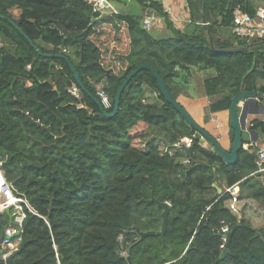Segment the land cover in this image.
Segmentation results:
<instances>
[{
	"label": "trees",
	"instance_id": "obj_1",
	"mask_svg": "<svg viewBox=\"0 0 264 264\" xmlns=\"http://www.w3.org/2000/svg\"><path fill=\"white\" fill-rule=\"evenodd\" d=\"M136 1L163 14L158 1ZM186 1L191 23L179 30L166 18L171 35L157 37L140 15L107 14L94 23L101 14L85 0H0V160L35 211L27 213L24 248L12 264H264V229L237 217L231 195L216 184L220 178L240 187L241 199L264 201V184L254 180L262 176L256 151L242 149L234 165L209 151L148 70L129 82L114 117L99 106L100 91L114 106L126 78L146 64L185 110L177 97L194 70H213L203 81L211 117L230 114L242 91L264 94V38L231 31L235 9L255 15V0ZM246 45L249 51L235 54L212 47ZM74 85L79 97L69 92ZM148 93L162 105L148 103ZM251 128L264 132V122ZM185 138L191 146H178ZM153 198L171 205L166 232L142 239L141 232L162 228L163 209L147 203ZM9 223L0 215V236ZM223 227L233 232L220 259Z\"/></svg>",
	"mask_w": 264,
	"mask_h": 264
},
{
	"label": "water",
	"instance_id": "obj_2",
	"mask_svg": "<svg viewBox=\"0 0 264 264\" xmlns=\"http://www.w3.org/2000/svg\"><path fill=\"white\" fill-rule=\"evenodd\" d=\"M107 13H103L99 18H96L93 20V22L100 21L103 19ZM202 24L204 26H207L206 18L203 15L202 16ZM15 25V24H14ZM16 26V25H15ZM17 27V26H16ZM18 28V27H17ZM213 50L217 53H228V54H235V53H242V52H247L251 49L252 45H246V46H234L232 48L228 49H216L214 46ZM42 54L41 52H39ZM48 57H58V58H64L63 55H45ZM73 73H74V78L76 83L81 87L83 91H86L81 77L79 73L72 67ZM142 70H148L152 73L154 78L157 80L160 92L162 96L164 97L166 103H169L175 107L179 111V113L184 117L186 122L189 124L190 127H192L196 134L195 137L197 140H206L210 146L209 151L218 154L221 158L224 159V161L227 164L234 165L237 162L238 159V153L244 149V143L246 141L244 135L248 134L249 135V140L252 143H255L257 138H258V133L253 130L250 126H248V121L247 118L250 114L253 113V111L250 109L251 106H256V100H264V94L257 92V91H242L241 93L237 94L234 96L233 101H232V106L230 110V123H229V137H230V148L229 150L224 149V147L220 144L218 138L212 136L210 133H208L205 129L200 127L195 120L191 117V115L181 106L178 105V103L172 98L170 92L168 91L164 81L160 77L159 73L154 69L149 64L146 65H140L138 66L124 81L120 89L118 90L117 96L115 98V103L113 106V110L111 113H108L105 111L104 107L102 106L101 102H99V106L102 110V112L107 116L108 118L114 117L119 110V105H120V100L122 97V94L124 90L126 89L127 85L129 82L132 80V78L138 74ZM241 108V110H240ZM219 192L222 193V189H219ZM156 202L158 206L163 209L162 213V228L159 232H147V233H142L141 237L142 239H145L148 236H160L164 238L166 228H167V221H168V216L170 214V206L165 203H161L155 198L152 200L148 201L147 203H152ZM8 215L10 217V221L12 220V217L10 213L8 212ZM232 231H230L227 234V243H226V248L221 254L220 259L225 258L229 254V245L231 241V235ZM4 238V229L2 230V234L0 236V242L3 241ZM24 246H22L19 250L14 251L13 253L10 254V256L4 260L0 257V262H3L5 264H12L14 256L20 252Z\"/></svg>",
	"mask_w": 264,
	"mask_h": 264
},
{
	"label": "built area",
	"instance_id": "obj_3",
	"mask_svg": "<svg viewBox=\"0 0 264 264\" xmlns=\"http://www.w3.org/2000/svg\"><path fill=\"white\" fill-rule=\"evenodd\" d=\"M90 6H92L95 13L103 14L107 13V0H85ZM169 20H179L178 17L173 13V9L168 7L166 9ZM158 20V17L154 14H147L143 17V28L152 31L154 24ZM232 34L243 40H254L264 38V8H258L255 15L246 12L242 7L238 6L233 14V24L231 28ZM5 42L0 36V51L4 48ZM69 92L75 97L80 96V90L75 85L69 89ZM98 96L101 99V104L105 110H110L113 105L110 97L104 92L100 91ZM193 142L191 138L183 139L180 145H186L190 147ZM257 171L256 173L264 175V149H259L256 152L255 160ZM233 188V187H232ZM232 188L225 192H230ZM231 210H235L236 206L234 203L229 205ZM10 213L12 220L4 229V238L0 242V257L6 260L11 253L21 248L23 242V225L27 217V213L35 214L34 209L28 202V200L18 194L15 189L7 181L5 173L3 171V163L0 160V215ZM9 216V215H8ZM10 218V217H9ZM223 233V244L221 250L226 248L227 234L230 232L228 227L222 228ZM2 234V233H1Z\"/></svg>",
	"mask_w": 264,
	"mask_h": 264
},
{
	"label": "rangeland",
	"instance_id": "obj_4",
	"mask_svg": "<svg viewBox=\"0 0 264 264\" xmlns=\"http://www.w3.org/2000/svg\"><path fill=\"white\" fill-rule=\"evenodd\" d=\"M255 7L258 8H264V0H255ZM117 7L121 8V3H114ZM114 5V6H115ZM12 14L14 17L18 18L20 15V10L13 9ZM232 40V38H230ZM214 75L213 70H203L199 71L197 69L194 70V73L192 75L191 81L188 84L189 89L185 90L180 96L177 97L178 101L182 103L186 110L192 114V116L199 122H203L205 127L213 132L214 125L221 124L225 131V121L223 118H220L216 121H213L211 119V115L208 113V105L207 98L204 95L203 91V81L210 76ZM187 82V81H185ZM146 100L148 103H154L158 104L159 106L162 105L161 101H157V95L148 93L146 94ZM226 115V114H225ZM216 129V128H215ZM214 136H217L216 133H213ZM220 142V141H219ZM202 143L204 146L210 148L208 142L206 140H202ZM221 144V143H220ZM183 164L188 166L191 165V163L187 160H183ZM262 176L254 178L256 182H262L264 184V177ZM255 177V176H254ZM217 186L220 189L224 190V193H229L231 195V200L229 201V205L231 203H234L236 206L235 210H232V212L239 218H245L247 219L254 228L261 230L264 229V201H258L251 198H240V194L245 195V193L242 194V190L240 187H233L230 192H225L226 190L230 189L228 187H225L223 181L218 178V181L216 182ZM157 200V199H156ZM156 203V202H154ZM169 206L170 203L167 202ZM158 205V204H157ZM159 207V206H158ZM160 208V207H159ZM163 213V212H162ZM162 216V214H161ZM145 233V232H141ZM120 241L122 242V237L120 238ZM125 250L122 249V254H125Z\"/></svg>",
	"mask_w": 264,
	"mask_h": 264
},
{
	"label": "crops",
	"instance_id": "obj_5",
	"mask_svg": "<svg viewBox=\"0 0 264 264\" xmlns=\"http://www.w3.org/2000/svg\"><path fill=\"white\" fill-rule=\"evenodd\" d=\"M158 1L163 8V14L154 8L143 9L136 0H107V14H118V13H127L130 15L145 16L147 14H154L158 17V20L154 24V29L152 32L157 37H168L171 35V31L168 29L166 18L169 19L170 15L167 14L166 9L171 7L173 13L178 17L179 20L169 21L175 24L176 28L179 30H184L187 24L191 23L190 13L188 10V5L186 0H153ZM121 3V8L117 7L114 3ZM115 5V6H114ZM148 6L151 5L150 2L147 3ZM165 16V17H164ZM250 109L253 111L247 118L248 126L252 127L254 121L264 122V100L257 99L256 106H251ZM241 110V108H240ZM220 118L224 119L225 131L221 124L214 125V130L211 134L216 133L217 138L220 141L224 149L229 150L231 142L229 137V123H230V114H218L213 115L211 119L216 121ZM201 127H205L203 122H199ZM206 128V127H205ZM216 128V129H215ZM258 133V138L255 143L250 142L249 135L245 134L246 139L244 143L245 150L256 151L259 149H264V132L259 128L255 129ZM264 177V175H263Z\"/></svg>",
	"mask_w": 264,
	"mask_h": 264
}]
</instances>
